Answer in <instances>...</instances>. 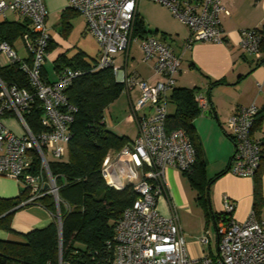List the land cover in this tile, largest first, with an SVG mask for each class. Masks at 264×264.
Here are the masks:
<instances>
[{"label":"built area","instance_id":"1","mask_svg":"<svg viewBox=\"0 0 264 264\" xmlns=\"http://www.w3.org/2000/svg\"><path fill=\"white\" fill-rule=\"evenodd\" d=\"M169 7L175 17L186 24L194 41H226L222 16L230 11L224 0H153ZM138 0H68V7L83 15L87 30L100 44L97 68H112L124 83V91L138 86L140 98L133 106L139 116V133L116 154L103 163L102 174L107 184L116 189L132 186L139 194L127 207L115 225L113 264H264V222L255 211L239 222L232 217L236 202L223 198L226 219L217 228L218 256L208 255L215 241L211 231L198 239L200 256L192 257L180 223L178 206L169 197L166 169L184 173L193 170L196 148L182 128L167 131L170 92L176 85L182 56L157 36L135 38L134 21ZM17 13L30 22L32 33L23 35L27 57L20 56L13 45L0 40V54L8 64L20 63L27 74L31 89L8 85L0 77V175L16 178L28 189L30 196L22 204L35 203L50 195L59 204V187L50 169V160L67 153L72 136L71 123L76 107L66 89L83 74L81 69L64 67L56 80L43 76L52 36L47 25L48 10L44 0H0V16ZM240 46L261 56L262 34L256 28L242 31ZM137 41L145 60L154 62L159 81L150 84L135 75H128L117 65V55L127 52ZM38 100L43 108L42 130L34 133L25 119ZM202 113L209 108L206 95L196 96ZM259 106L252 103L238 108L227 120V133L235 143L229 171L244 177H255L264 160V138L253 135ZM17 116L25 129L17 133L6 119ZM167 196L170 212L163 214L158 206L161 196ZM60 217V212H58ZM60 264H65L60 259Z\"/></svg>","mask_w":264,"mask_h":264},{"label":"trees","instance_id":"2","mask_svg":"<svg viewBox=\"0 0 264 264\" xmlns=\"http://www.w3.org/2000/svg\"><path fill=\"white\" fill-rule=\"evenodd\" d=\"M256 29L263 36L261 61L264 58V26ZM31 30L27 19H0V40L13 46L20 38L22 40L24 34L32 33ZM147 34L144 20L137 14L133 36L145 38ZM51 46L50 43L48 50ZM98 61L90 64L80 55L72 58L61 55L55 61L57 73L64 67L83 71L66 89L70 102L76 107L67 153L62 158L50 160V169L59 187L62 229L56 218L59 209L54 198L50 195L41 197L38 202L52 212L54 221L45 228L22 234L21 239H0V264H60V259L65 264H113L114 251L110 244L115 240L116 222L139 194L131 185L124 189L109 186L102 174L104 160L131 140L119 135L106 122L105 111L122 94L124 83L116 79L112 68L95 69ZM43 76L45 78L44 69ZM0 77L8 85L16 84L32 90L28 76L18 62L0 65ZM199 89L175 85L169 96V104L174 110L168 111L166 128L167 131L182 128L192 140L196 162L193 170L186 174L198 192L197 199L206 210L208 222L213 218L216 224L227 215L214 212L210 203L209 186L214 179L207 176L206 159L194 124L202 113L196 100ZM42 114L43 108L38 100L25 114L35 134L42 130ZM256 188H259V182ZM29 196L25 187L17 197H0V229L14 232L11 223L14 211L10 210L20 206Z\"/></svg>","mask_w":264,"mask_h":264},{"label":"crops","instance_id":"3","mask_svg":"<svg viewBox=\"0 0 264 264\" xmlns=\"http://www.w3.org/2000/svg\"><path fill=\"white\" fill-rule=\"evenodd\" d=\"M44 1L49 12L47 25L52 36V46L48 50L44 66L45 78L48 81L55 80L50 77L47 63L48 61L53 62L57 75L55 61L61 55H66L69 58L80 55L90 64H96L100 57V44L97 52L92 51L93 49L87 41L91 36L87 30L85 17L69 8L68 0ZM224 2L230 14L222 16V25L226 33V41L223 43L194 41L190 47H186L191 35L190 28L183 22L188 31L162 28L159 22L151 25L152 20L149 14L147 10L143 9L147 0H138V4L141 3V5L139 8L137 4L136 15L138 14L144 20L148 36H157L163 39L176 54L182 56L180 71L176 77V86L199 87L200 93L208 98L209 108L194 120V124L198 143L206 159L207 176L209 179H214L209 186L211 207L217 211L221 210L220 213L224 212L223 198L226 196L236 202V210L232 214L235 220L244 222L249 218L251 212L255 211L258 219L264 222V160L255 177H244L230 172L228 169L235 151V143L226 129L227 120L238 108L256 103L259 106V112L253 135L264 138V58L260 61V57L254 53L246 52L240 46L243 30L264 26V0H224ZM164 6L162 9L167 13V6ZM7 18L23 20L15 12H9ZM21 41L23 42V40ZM133 42L137 43L136 50L132 48ZM133 42L127 52L117 55V65L122 67L128 75H135L150 84H156L159 78L155 74L154 62L145 60L138 42ZM137 51L141 52L140 57H137ZM27 55L23 57H27ZM7 64V58L0 54V65ZM115 76L118 81H121L117 75ZM217 81L220 82L215 84L214 82ZM124 94L129 100L131 111L126 114L124 126L118 123L113 130L133 141L139 133L138 119L141 116V114L133 113V106L140 98L141 90L138 86H134ZM170 105L168 104V111L172 112L174 108L170 109ZM10 128L12 129V127ZM206 129L215 134L222 142L224 146L222 155L211 157V153L207 149L209 135L207 132L204 134ZM223 171L225 172L218 176ZM185 177H187L186 173L175 168L166 169L169 197L178 207L189 204L192 191L196 192L190 180ZM257 182H259L258 189L256 188ZM24 189L25 185L21 181L0 175V197H17ZM166 199L167 196H161L158 206L161 200L166 207ZM159 209L163 214H169L168 210H163L160 207ZM11 211H14L11 220L14 232L0 229V239H21L22 234L45 228L55 218L52 212L39 202L21 204Z\"/></svg>","mask_w":264,"mask_h":264},{"label":"rangeland","instance_id":"4","mask_svg":"<svg viewBox=\"0 0 264 264\" xmlns=\"http://www.w3.org/2000/svg\"><path fill=\"white\" fill-rule=\"evenodd\" d=\"M140 5L141 3L138 4L139 8H140ZM163 6H164L163 4L155 2L153 0L151 1L147 0V3L143 5V9L147 10L149 17L152 20L151 25L152 24L155 25L156 22H159L162 28L167 27V29H174L175 31L177 29L181 31H188L187 27L182 23V21L174 16L171 9L166 7L168 10L166 13L162 9ZM0 19H4V17L2 16ZM88 33L90 34L91 37L87 41L89 45L92 47L93 49L92 51L97 52L99 42L97 41V39L92 33H90L89 31ZM14 47L20 56L27 55V49L25 48L24 43L20 39L15 42ZM132 48L133 50H136L135 49L137 48L136 42H133ZM136 55L137 57L138 56L140 57L141 52L137 51ZM47 68L49 70L50 77L55 78L56 80L57 75L55 74L52 61H48ZM124 93L125 91L116 100H114L105 111L106 120L108 122L109 127L112 129L116 127L118 123L119 125L121 124V126H124L125 124L124 119L126 117V114L131 111L129 100ZM171 108H173V105H170V109ZM6 124L12 127V129L16 131L17 133H23L25 130L23 126L21 125V122L17 116H13L11 120L6 119ZM206 132L208 133L209 139H210L207 149H209L211 153V157L222 155L224 151V146L222 142L211 131L206 129L204 130V134ZM211 162H212V159H211ZM10 178H13V177H10ZM185 178L189 180L188 176ZM13 179H16V178H13ZM195 191H196L195 193L192 191V194L190 195L189 204H185L184 206L178 207L180 222L182 224L184 236H185V239L188 245V250L192 257L195 258V257L200 256L201 249L199 246L198 239L202 237L204 234H206L207 231H211L214 235L215 241L212 242V249L208 245H206L205 250L208 255H211V253H213L215 256H218V253H219L218 245H217L218 235H217V228L214 223V219L211 218L210 222H208L206 210L204 206L198 201L197 199L198 192L197 190ZM59 204H56L58 209H59ZM159 207L161 209L163 208V210L166 209L170 212V205H169L168 199H166V207L164 206L161 200L159 202ZM212 210L216 213L221 212V210L217 211L216 209L214 210L213 208ZM58 212H60V209L58 210ZM58 212L56 214V218L58 221L59 228H61L62 227L61 217L58 216Z\"/></svg>","mask_w":264,"mask_h":264},{"label":"water","instance_id":"5","mask_svg":"<svg viewBox=\"0 0 264 264\" xmlns=\"http://www.w3.org/2000/svg\"><path fill=\"white\" fill-rule=\"evenodd\" d=\"M10 211H11V210H10ZM60 229H62V227H61Z\"/></svg>","mask_w":264,"mask_h":264}]
</instances>
